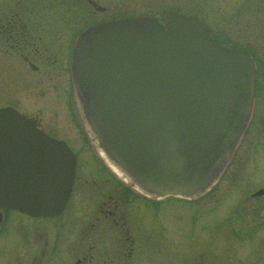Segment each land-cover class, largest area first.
<instances>
[{"label":"water","instance_id":"obj_1","mask_svg":"<svg viewBox=\"0 0 264 264\" xmlns=\"http://www.w3.org/2000/svg\"><path fill=\"white\" fill-rule=\"evenodd\" d=\"M127 18L86 29L72 79L109 160L144 193L194 199L228 165L247 128L255 67L196 17ZM76 157L13 109L0 110V208L59 216ZM260 191L257 194H263Z\"/></svg>","mask_w":264,"mask_h":264},{"label":"flooded vegetation","instance_id":"obj_2","mask_svg":"<svg viewBox=\"0 0 264 264\" xmlns=\"http://www.w3.org/2000/svg\"><path fill=\"white\" fill-rule=\"evenodd\" d=\"M154 2L153 7H128L121 0H0V110L13 109L49 137L65 142L76 157L71 195L59 216L32 217L3 208L0 229L11 220L6 234L10 238L8 246L14 247L20 243L13 238L25 240L26 226L36 220H59L60 227H65L61 219L71 215L69 206L76 195L80 200L82 196H89L96 206L84 217V226L69 228L68 233L72 232L75 237L73 242H65L66 251L59 246L56 259L41 258L33 264H121L130 240L128 236L121 238L127 220L126 209L137 200L152 206L159 201L138 191L107 161L100 143L87 126L72 81L75 43L88 28L139 17L153 18L166 27V18L171 14L196 17L206 23L200 15L189 13V0ZM208 27L220 46L247 52L255 65L253 109L241 144L246 132L252 131L257 119L264 115V59L258 47L225 46L221 42L225 35L219 31L213 33ZM243 30L248 31L249 27ZM47 98H53L52 102ZM59 123L69 125L65 129ZM70 124H74L76 133L67 137L73 132ZM76 138L78 142L74 143L71 139ZM29 256L36 258L39 253ZM49 257H53V252Z\"/></svg>","mask_w":264,"mask_h":264},{"label":"rangeland","instance_id":"obj_3","mask_svg":"<svg viewBox=\"0 0 264 264\" xmlns=\"http://www.w3.org/2000/svg\"><path fill=\"white\" fill-rule=\"evenodd\" d=\"M121 2L128 7L155 6L154 0ZM188 4L189 13L200 15L213 33L225 35L221 39L225 46L258 47L264 59V0H189ZM244 27L249 30L244 32ZM263 116L246 132L221 179L202 196L165 197L156 206L137 200L128 206L121 238L130 240L121 264H264V193L257 194L264 192ZM59 125L66 129L69 124ZM70 125L73 132L67 137L76 133ZM76 196L69 206L71 215L61 219L65 227L59 220H36L26 226L25 240L13 238L18 246H8L11 220H7L0 229V264H33L41 258L56 259L59 246L66 251V243L75 237L69 228L84 226V217L96 207L89 196L81 200Z\"/></svg>","mask_w":264,"mask_h":264}]
</instances>
